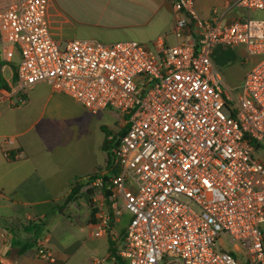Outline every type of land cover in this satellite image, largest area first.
I'll return each instance as SVG.
<instances>
[{
	"label": "built area",
	"instance_id": "built-area-1",
	"mask_svg": "<svg viewBox=\"0 0 264 264\" xmlns=\"http://www.w3.org/2000/svg\"><path fill=\"white\" fill-rule=\"evenodd\" d=\"M173 2L174 44L74 39L63 47L51 33L50 0H0V56L20 55L16 81L0 86V109L24 105L32 87L47 83L94 115L119 114V174L93 231L120 246L113 262L264 264V162L254 155L264 143V19L224 23L214 10L204 20L195 0ZM232 5L264 11V0ZM239 45L259 60L234 100L213 55ZM48 242L37 256L55 262Z\"/></svg>",
	"mask_w": 264,
	"mask_h": 264
},
{
	"label": "crops",
	"instance_id": "crops-1",
	"mask_svg": "<svg viewBox=\"0 0 264 264\" xmlns=\"http://www.w3.org/2000/svg\"><path fill=\"white\" fill-rule=\"evenodd\" d=\"M67 1L75 7L86 5L87 16L91 19L85 28V38L77 39L106 44L130 40L146 47H154L160 39L167 44L176 42L172 34L174 0ZM228 1L234 0H195V9L204 20H211L217 10L224 23L249 15V11L234 5L226 8ZM59 18L71 22L58 1L50 0L48 19L54 38L64 35V26L57 24ZM0 58L3 61L1 75L11 84L20 55L17 53L11 62ZM258 60L250 56L243 45L215 49L213 61L234 100L242 96L245 75ZM87 112L91 113L71 97L54 92L47 83L32 87L24 105L0 109V264H35L39 259L37 251L35 255L29 252L33 248L38 250L45 238L49 239L47 247L53 252L49 236L40 237L36 233L38 229L30 232L28 228L43 224L48 228L49 216L68 196L74 180L92 175L105 165L107 156L101 148L105 138L103 127L116 133V123L107 125L101 119L106 114L115 115V111L91 113L96 119L87 116ZM259 144L254 155L264 162V143ZM260 151L263 155H259ZM6 153H12L14 160H9ZM92 199L94 205L90 206L87 223L94 237L98 213L108 205V200L98 193ZM93 209L96 214L92 216ZM123 217L115 226L118 235L126 229L122 226ZM101 237L108 242V259L109 240ZM31 243L32 248L23 252ZM116 247L120 249L117 244Z\"/></svg>",
	"mask_w": 264,
	"mask_h": 264
},
{
	"label": "rangeland",
	"instance_id": "rangeland-1",
	"mask_svg": "<svg viewBox=\"0 0 264 264\" xmlns=\"http://www.w3.org/2000/svg\"><path fill=\"white\" fill-rule=\"evenodd\" d=\"M57 1L71 19V22H68L59 18L57 22L58 25L64 26V35L62 37L58 36L55 39L64 47L68 42L74 39L85 38V28L86 25L91 23V19L87 16L86 5L83 4L82 6L75 7L74 5L69 4L67 0ZM248 16L254 19H264V12L249 11V15H246L244 18ZM5 75L10 80L9 73L6 72ZM114 114L115 115L106 114L101 120L107 125H113L116 123L115 131L116 133H119L121 131L120 117L116 111ZM93 115L91 113L87 114L90 118L96 119L97 116ZM259 155H263V152L260 151ZM84 191L86 192V189ZM101 191L102 190L99 188L96 193H98V195L102 194L106 199ZM85 192L84 195L86 194ZM64 212L71 218L68 219L67 217H63L59 214L58 209L55 208L48 218V228L44 225L40 234V237L42 235L50 237V244L53 246L52 254L55 258V262H43L36 259L35 264H117L106 258L108 247L107 240L102 237L91 236V228L87 223L90 206L86 202L85 197H82L77 204L68 206ZM129 219L130 213L124 211L123 228L127 227ZM122 235L123 232L119 234V238H121ZM105 236L109 239L108 234ZM110 238L112 239V237ZM113 242L116 243L115 241ZM221 243L225 249H233V246L227 241V239H221ZM32 244L33 243H31V245ZM31 251L32 252H29L30 255H35L37 250L33 248Z\"/></svg>",
	"mask_w": 264,
	"mask_h": 264
},
{
	"label": "trees",
	"instance_id": "trees-1",
	"mask_svg": "<svg viewBox=\"0 0 264 264\" xmlns=\"http://www.w3.org/2000/svg\"><path fill=\"white\" fill-rule=\"evenodd\" d=\"M1 58H0V66L2 65L1 62ZM16 76L13 80V82L16 81ZM0 86H8V83L3 79L1 72H0ZM103 132L105 134V138L102 144V150L106 153L107 159H106V163L103 166H100L97 168V171L92 174L89 175L87 177H83V178H76L74 180V182L72 183V189L70 191V193L68 194V196L64 199V201L58 205V211L60 213V215H62L63 217H67L68 219L71 218L70 216H67L64 212V210L73 204H77L79 202V200L82 197H85L86 202L88 203L89 206H93L94 205V201L92 199V197L96 194L97 189H101L103 192V194L105 195V197L107 198L109 196V193L107 191V184L110 181L111 177L114 175H118L119 174V169L117 166H115V150L119 144V138L121 137V135L125 132V130L120 131L119 133H114L113 131H111L110 129H107L106 127H103ZM260 146L259 143H255V149H258ZM6 156L9 160H14V156L12 153H6ZM101 179L103 186L102 187H97L94 185L95 181ZM84 188H88L86 190V192L83 190ZM84 192L86 193L84 195ZM92 216L94 214H96V210L93 209L92 210ZM45 224H43L42 226H44ZM41 225H34L33 227L28 228V230L30 232H33L34 229H38L37 235L40 236L42 230H41ZM124 234V233H123ZM109 237V258L108 260H112V257L116 255L117 253V247H116V243H114L112 241V239ZM29 248H32V245H27L25 247V249L23 250V252H25L26 250H28ZM22 252V253H23ZM118 264H122V261L120 259H118Z\"/></svg>",
	"mask_w": 264,
	"mask_h": 264
}]
</instances>
